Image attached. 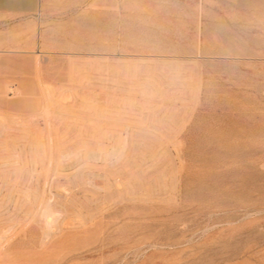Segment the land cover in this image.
<instances>
[{
  "label": "rangeland",
  "instance_id": "1",
  "mask_svg": "<svg viewBox=\"0 0 264 264\" xmlns=\"http://www.w3.org/2000/svg\"><path fill=\"white\" fill-rule=\"evenodd\" d=\"M0 264H264V0H0Z\"/></svg>",
  "mask_w": 264,
  "mask_h": 264
}]
</instances>
